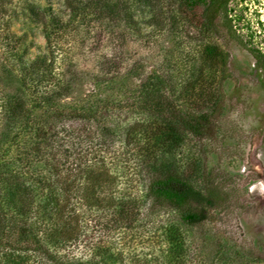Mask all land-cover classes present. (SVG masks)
Segmentation results:
<instances>
[{"label": "trees", "instance_id": "obj_1", "mask_svg": "<svg viewBox=\"0 0 264 264\" xmlns=\"http://www.w3.org/2000/svg\"><path fill=\"white\" fill-rule=\"evenodd\" d=\"M5 1L0 0L1 32H8L14 14L2 6ZM174 1L190 10L202 6L201 34L215 32L219 19L229 22L231 0ZM62 7L61 13L49 5L24 11L45 40V53L30 61L23 36L3 34L0 264H196L183 228L204 224L222 196L216 187H196L162 160L188 138L215 136L221 99L208 91L204 108L183 111L175 80L154 70L144 74L138 61L125 64L124 55L103 56L91 78L99 92V86L122 77L123 68V78L137 82L126 103L68 106L64 102L72 99L82 75L72 63L62 68L69 29L92 17L101 26L119 22L138 36L136 7L147 11L146 26L162 21L165 7L161 0H62ZM196 89L199 97L206 91ZM134 110L139 120L128 123L126 115ZM110 170L127 176V191L107 176ZM138 177L146 186L141 198L128 191ZM148 201L151 209L175 212L179 224L143 231Z\"/></svg>", "mask_w": 264, "mask_h": 264}, {"label": "rangeland", "instance_id": "obj_2", "mask_svg": "<svg viewBox=\"0 0 264 264\" xmlns=\"http://www.w3.org/2000/svg\"><path fill=\"white\" fill-rule=\"evenodd\" d=\"M161 1L164 17L155 26L144 25L147 11L136 7L135 19L141 27L138 36L119 22L101 26L92 17L85 22L79 20L74 30L69 29L63 39L66 60L61 67L65 69L72 63L76 73L82 75L71 96L78 103L72 99L64 103L79 107L86 103L94 107L126 103L137 82L123 78V68L118 74L123 79L99 86V92L91 78L99 72L96 67L103 56L118 59L124 55L125 64L138 61L144 74L154 70L175 80V97L181 96L182 100L177 101L183 111L204 108L208 91L219 97L221 113L215 136L210 140L188 138L182 145L171 147L162 162L196 187H216L222 196L221 205L210 210L204 224L183 228L195 263L264 264V0H231L229 22L225 24L219 19L217 30L209 34L200 33L202 6L190 10L182 2L178 5L174 0ZM1 4L14 13L8 32L23 36L27 48L25 59L30 61L44 54L45 40L40 28L29 23L23 14L33 5H49L53 13H61L62 0H6ZM170 17L174 18L166 22ZM8 32L0 33V78L3 79L7 77L3 71L7 55L3 34ZM249 49L254 50L259 61ZM196 87L206 89L204 95L197 96ZM122 114L120 121L124 118ZM126 116L128 123L139 120L137 110ZM105 173L120 190L125 188L127 176L120 171ZM145 187L138 177V185L128 191L141 198ZM149 204L146 202L142 212L143 231L158 232L161 227L179 224L175 212L151 209ZM155 247L154 255H157L158 247Z\"/></svg>", "mask_w": 264, "mask_h": 264}]
</instances>
